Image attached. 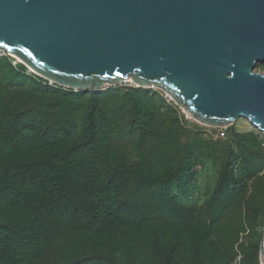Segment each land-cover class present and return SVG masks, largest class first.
<instances>
[{"label":"trees","instance_id":"obj_1","mask_svg":"<svg viewBox=\"0 0 264 264\" xmlns=\"http://www.w3.org/2000/svg\"><path fill=\"white\" fill-rule=\"evenodd\" d=\"M2 52L0 264H260L258 131L131 83L68 90Z\"/></svg>","mask_w":264,"mask_h":264},{"label":"water","instance_id":"obj_2","mask_svg":"<svg viewBox=\"0 0 264 264\" xmlns=\"http://www.w3.org/2000/svg\"><path fill=\"white\" fill-rule=\"evenodd\" d=\"M0 50L68 90L131 83L264 136V0H0Z\"/></svg>","mask_w":264,"mask_h":264},{"label":"rangeland","instance_id":"obj_3","mask_svg":"<svg viewBox=\"0 0 264 264\" xmlns=\"http://www.w3.org/2000/svg\"><path fill=\"white\" fill-rule=\"evenodd\" d=\"M2 54H3V52H2V50H0V55H2ZM254 70L257 73L264 74V72L257 71L256 69H254ZM234 126L238 132H246V131L251 130V129L256 130L252 125H250V123L247 120H244V119H239V120L235 121ZM262 137L264 138L263 135H262ZM263 231H264V228H263Z\"/></svg>","mask_w":264,"mask_h":264},{"label":"built area","instance_id":"obj_4","mask_svg":"<svg viewBox=\"0 0 264 264\" xmlns=\"http://www.w3.org/2000/svg\"><path fill=\"white\" fill-rule=\"evenodd\" d=\"M222 137V135H220Z\"/></svg>","mask_w":264,"mask_h":264}]
</instances>
